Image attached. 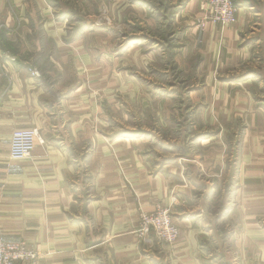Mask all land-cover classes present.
Instances as JSON below:
<instances>
[{"label":"crops","instance_id":"obj_1","mask_svg":"<svg viewBox=\"0 0 264 264\" xmlns=\"http://www.w3.org/2000/svg\"><path fill=\"white\" fill-rule=\"evenodd\" d=\"M156 1L170 19L166 36L187 24L175 57L188 62L200 55V69H210L205 87L240 93L244 82L215 83L216 74L264 60V0H234L235 20L226 25L205 18L204 0ZM95 2L0 0V239L25 240L39 252L37 264H209L197 249L211 231L205 229L208 199L186 187L177 168L155 171L150 154L127 148L124 140L136 138L102 128V102L111 95L107 72L95 70L110 59L106 35L102 40L89 19ZM148 9L142 11L146 24L164 29ZM45 62L52 69L38 76L27 69ZM31 127L41 141L30 157L11 160L12 131ZM81 166L90 177L86 184ZM156 204L167 206L178 226L172 244L144 242L135 231L139 211Z\"/></svg>","mask_w":264,"mask_h":264},{"label":"rangeland","instance_id":"obj_2","mask_svg":"<svg viewBox=\"0 0 264 264\" xmlns=\"http://www.w3.org/2000/svg\"><path fill=\"white\" fill-rule=\"evenodd\" d=\"M93 5L89 19L102 30L101 38L106 35L110 59L95 70L107 72L111 95L109 102H102V128L110 136L136 138L124 140L127 148L150 154L146 159L155 171L177 168L186 187L208 199L205 229L211 231L197 249L209 264H264V60L243 63L226 76L216 74L215 83L244 82L233 97L231 89L214 90L213 83L205 87L210 69H200V55L188 62L175 57L173 48L182 46L187 24L178 23L172 37L166 36L170 19L160 13L156 0H96ZM148 7L154 8L150 16L164 29L146 24L142 11L148 14ZM27 69L38 76L52 68L45 62L30 63ZM80 168V181L86 184L90 177ZM156 207L170 213L167 206ZM137 227L138 221L139 234ZM152 237L162 244L178 238L171 243L154 234L141 239Z\"/></svg>","mask_w":264,"mask_h":264},{"label":"built area","instance_id":"obj_3","mask_svg":"<svg viewBox=\"0 0 264 264\" xmlns=\"http://www.w3.org/2000/svg\"><path fill=\"white\" fill-rule=\"evenodd\" d=\"M205 18L223 25L234 22L236 6L234 0H204ZM37 74L36 72H32ZM40 140L35 127L14 129L10 136L9 153L11 160H22L31 153ZM138 232L143 239L154 234L165 243L173 242L179 233L167 210L156 207L153 211L142 212L138 217ZM39 252L28 246L25 240L5 241L0 239V264H37Z\"/></svg>","mask_w":264,"mask_h":264}]
</instances>
